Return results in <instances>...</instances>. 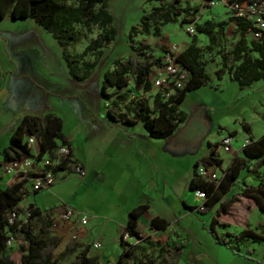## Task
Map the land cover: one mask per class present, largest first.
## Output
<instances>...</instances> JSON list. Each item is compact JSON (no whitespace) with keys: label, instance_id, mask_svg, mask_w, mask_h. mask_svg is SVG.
<instances>
[{"label":"trees","instance_id":"16d2710c","mask_svg":"<svg viewBox=\"0 0 264 264\" xmlns=\"http://www.w3.org/2000/svg\"><path fill=\"white\" fill-rule=\"evenodd\" d=\"M174 1L177 3L179 0ZM107 2L108 0H0V18L8 16L11 19H32L49 32L62 49L70 79L83 82L82 86L86 87L93 78V70L103 63L102 48L114 39L116 33L113 16L107 9ZM197 11V6L177 7L172 3L160 4L152 6L148 12H143L138 26H130L128 38L138 33L157 36L162 25L176 22L177 19L193 23L195 33L190 34L187 45L175 56L177 62L186 69L187 77L181 86L174 87L171 92L166 86L157 88L151 104L142 97L129 96L128 92L123 90L129 81L132 83V89L136 91L147 92L153 87L150 73L160 59V57L152 58L147 52L148 46L145 43L130 45L134 53L124 59H112V66L105 69L101 75L99 94L108 102L106 112L109 118L129 124L139 121L146 133L155 138L173 135L179 125L186 120V113L180 110L178 105L188 91L205 85L209 80L203 56L212 50L211 46L214 44L219 46V51L223 50L220 41L227 24L226 21L211 20L195 23L194 14ZM230 21L234 23L237 37L226 52L227 58L221 56L220 66L214 70L215 77L219 79L224 70L228 78L240 87L249 85L253 81H264V28L257 36L248 37L247 35L253 34L254 30L249 20L231 15ZM77 25L83 26L87 31L96 27L98 32L87 41L79 53L65 52V48L76 43L78 39ZM196 33L205 35L207 43L200 46L197 43ZM87 55L92 56V60H87L85 58ZM122 108L124 111L121 110ZM127 112L130 115H127ZM243 128L249 131L246 123L243 124ZM28 134L36 136L39 154L46 153L53 156L58 144H67L61 132V120L56 115L48 112L41 117L24 116L14 126L6 146L0 152V165L6 160L30 153L25 142V136ZM216 146L217 143L209 144L208 153L192 164L188 187L191 191L198 189L204 192L206 198L202 202V209L185 206L200 213L214 207V214L210 216L207 230L217 243L225 247L236 250L244 240L264 243V225L249 228L246 223L236 233L216 231L217 225L222 229L229 225L228 221L220 220V216L226 214L229 207L240 198L249 201L258 212L264 213V133L244 144L241 155H234L224 169L221 168L222 159L216 153ZM70 156L71 153L68 157ZM198 164H213L221 170L222 175L216 181L204 180L196 173ZM64 167L65 161H62L54 170ZM28 175V173L14 172L0 187V264H97L95 257L87 255V247L77 252L73 260L67 263L61 262V256L56 255L54 251L59 238L51 232L49 215L42 214L32 203L25 207L20 205L27 194L24 184ZM246 177H250L254 183H247ZM234 186H238L235 193L232 192ZM146 209V204L131 208L127 213L123 231L140 239L136 225L139 215ZM10 211H13L15 216L11 222H8L7 215ZM22 214L23 217L20 216ZM149 225L162 228L166 225V221L155 216L150 219ZM9 234L14 237L15 247L6 245ZM121 235L119 237L121 250L116 264H126V256L138 245L126 247ZM177 248V246L170 248L159 246L155 258L138 259L131 264H176ZM70 250L71 247L66 245L60 255Z\"/></svg>","mask_w":264,"mask_h":264},{"label":"crops","instance_id":"0c3cea01","mask_svg":"<svg viewBox=\"0 0 264 264\" xmlns=\"http://www.w3.org/2000/svg\"><path fill=\"white\" fill-rule=\"evenodd\" d=\"M223 8L227 9L225 6ZM230 16L231 14H228L229 18ZM31 21L35 23L32 19ZM198 34L201 33H196L197 41ZM20 76L11 73L9 78H6L0 72V114L4 117L3 122L0 120V125L7 130L9 136L24 116L41 117L48 112L56 115L61 120V132L70 147V157L84 169L83 176L65 168L54 170V181L47 190L55 202H59L57 206L48 207V215L51 219V232L59 238L54 251L56 255L61 256L62 263L73 260L77 252L87 247V255L95 257L97 264H116L121 250L119 237L124 230L127 213L139 204H146L147 209L139 215L136 225L140 235L138 245L141 246L138 251L135 247L126 256V264L133 262V256L137 257L135 261L155 258L159 246L178 247L175 250L176 264H264L262 242L244 240L233 250L217 243L208 232V225L203 224L200 227L204 231L203 234H190L188 228L177 225L178 220L173 209L177 199L174 196L175 191L172 190V183L180 169V160L186 146L192 144L191 140L180 138L179 130L169 137L155 138L146 133L139 121L129 124L113 120L106 112L107 101L101 103V96L98 100L90 96L89 84L83 87V82L70 78L71 84L82 90L79 95L54 100L53 95L39 94L35 95L33 100L31 82L20 80ZM121 110L124 111V108ZM127 115L130 113L127 112ZM263 133L264 131L259 136ZM258 137L249 134L244 140L250 141ZM209 144L214 143L208 142L204 155L194 158L189 156V161L193 164L195 160L205 156ZM241 148L242 144L235 148L234 155H241ZM191 173L192 165L189 179ZM247 179L251 178H245L249 183ZM70 180L74 183L71 195L78 200V208L60 192ZM188 190L193 192L189 187ZM26 191L28 193L30 189L26 188ZM29 203L40 210L35 201ZM67 203L71 206L66 205ZM173 204L175 205L172 208ZM181 205L182 209L177 211L180 216L193 212L185 206H190L186 201H181ZM63 206L85 214L86 222L81 224L78 217L64 220L61 216ZM251 207L254 206L251 204L248 208ZM155 216L163 218L166 225L162 228L151 227L149 221ZM140 221L146 224L144 232L138 229ZM260 225H264V221L260 220L256 225L248 227L255 228ZM224 231L236 233L228 229H222L218 233ZM94 243H99V246L94 248ZM66 245L71 247V250L60 255ZM150 246L154 250H151Z\"/></svg>","mask_w":264,"mask_h":264},{"label":"rangeland","instance_id":"374dc122","mask_svg":"<svg viewBox=\"0 0 264 264\" xmlns=\"http://www.w3.org/2000/svg\"><path fill=\"white\" fill-rule=\"evenodd\" d=\"M172 3L177 7L197 6L198 11L194 14L195 23H201L204 20H224L226 25L222 37L223 50L219 51V46L212 45V50L206 52L203 56L205 60V71L209 80L205 85L186 93L184 99L179 103L178 108L186 113V120L179 125L177 130L181 139L191 140V145L186 146L184 155L180 160V169L172 183V190L175 191L176 205L171 207L175 211V217L178 220L177 225L188 228L190 234L198 232L203 234L201 226L208 225L210 216L214 214V207L209 211L188 212L180 216L177 211L182 209L181 201H186L190 206L198 207L202 200L194 192L188 190V179L192 162L189 158L200 157L207 152L208 142L217 143L222 136L230 134V149L223 151L220 145L216 146V153L222 159L221 168L224 169L232 157L235 148L241 146L244 138L249 134L258 137L264 131V81H253L246 86H238L234 81L229 80L227 73L223 70L221 77H215L214 70L220 66V58L230 49L236 39L234 32V23L230 21L228 14L231 12L226 5H216L208 7L206 1L202 0H164L162 2L143 0H108L107 9L113 16V26L115 36L112 41L102 48L104 56L101 66L95 68L92 72L93 78L89 83V95L93 98H100L99 85L102 72L112 66V59H124L127 55L133 54L134 51L130 45L137 46L138 42L147 44L148 50L153 59L162 55L163 52L173 49L174 53L181 51L186 42L189 41L190 34L186 31V26L190 22H183L177 19L176 22H169L159 28L158 35L138 33L128 38L127 33L132 25L138 26L140 16L143 12H148L152 6ZM225 6L227 9L223 8ZM14 22V23H12ZM194 25L193 23L191 24ZM78 39L76 43L65 48V52L79 53L86 45L90 38H93L98 32L96 27L87 31L83 26H76ZM194 31V30H193ZM197 43L203 46L207 43V38L203 34H198ZM249 33L247 36H251ZM220 52V53H219ZM87 60H92V56H85ZM67 65L62 56V49L53 39L51 34L36 25L31 19H11L8 16L0 18V72L6 78L11 73L21 75L20 80L29 81L32 84L33 100L35 95L54 96V100L65 96H77L81 89L71 84ZM132 83L123 89L128 92L129 96L142 97L150 104L156 87L151 88L148 93L132 89ZM112 90V89H109ZM105 99L101 100L105 102ZM10 113V111H9ZM11 114V113H10ZM1 122L4 117L0 114ZM248 125L249 131H245L243 124ZM8 141V132L0 125V151L6 146ZM191 156V157H189ZM217 173L220 169L217 168ZM242 175V174H241ZM6 176L0 167V187L3 186ZM253 183L252 179H247ZM73 181H68L60 189L63 197L73 201L77 208L79 202L72 197ZM30 190L21 200V206L25 207L29 201L34 202L40 207L42 214H48L49 208L57 206L54 198L48 194V190ZM238 186H234L232 192L235 193ZM74 199V200H72ZM76 199V200H75ZM56 203V204H55ZM54 205V206H53ZM70 205L71 204H66ZM251 203L243 198L233 203L228 212L220 216V220L228 221L229 225L225 228L229 231L238 232L246 223L254 226L259 221H264V213L257 211L255 207H250ZM170 207V208H171ZM23 217L24 215H20ZM176 228H178L176 226ZM138 229L141 232L146 230V224L140 221ZM216 231L221 232L222 228L217 225ZM15 242L12 247H15ZM140 244L136 246L138 251ZM151 248V246H150ZM154 250V248H151ZM68 257L66 256V259ZM137 257L133 256V261ZM64 258V260H66ZM62 261V260H61Z\"/></svg>","mask_w":264,"mask_h":264},{"label":"built area","instance_id":"2783aa9c","mask_svg":"<svg viewBox=\"0 0 264 264\" xmlns=\"http://www.w3.org/2000/svg\"><path fill=\"white\" fill-rule=\"evenodd\" d=\"M219 4L226 5L231 11V15L233 17H243L249 20L254 28L252 34L253 36H257L260 31L263 30L264 0H249L247 2H239L236 0L206 1V5L208 7H213ZM191 24L186 26L185 29L188 33L192 34L194 32V27ZM173 50L174 48H171L163 52L160 56L158 65L151 70L150 80L152 81L153 87L159 88L166 86L169 91H172L174 87L181 86L183 81L186 79L187 71L181 66V64H179V62H177L175 58L177 53H174ZM230 140V134L222 136L217 145H220L223 151H228L230 149ZM25 142L30 151L28 155L6 160L0 165L2 172L6 177L14 172L28 173L29 175L24 186L32 191H38L47 189L51 186L54 181L53 171L62 161H65V169H69L79 176L84 175L82 165L73 160L71 157H68L71 151L69 145L58 144L54 150L53 156H49L46 153H38V141L34 134L26 135ZM247 142L248 140H244L242 146ZM196 173L207 181H216L219 176L222 175L221 170L219 174L217 173V167L213 164H198L196 167ZM193 192L202 200V202L206 198L204 192L201 190L196 189ZM202 202L197 208L202 209ZM14 216V212L10 211L7 215L8 222H11ZM61 216L64 220H70L71 218L78 217L81 224H84L87 220V216L85 214H79L66 206L62 207ZM73 238L74 236L71 237V239ZM121 239L126 247L138 244L140 240L130 236L126 231L122 232ZM14 242V237L9 234L6 239V245L11 246ZM98 246L99 243L93 244L94 248H97ZM106 264L112 263L107 262Z\"/></svg>","mask_w":264,"mask_h":264}]
</instances>
